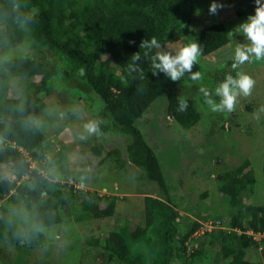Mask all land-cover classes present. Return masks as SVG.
<instances>
[{
  "label": "trees",
  "instance_id": "16d2710c",
  "mask_svg": "<svg viewBox=\"0 0 264 264\" xmlns=\"http://www.w3.org/2000/svg\"><path fill=\"white\" fill-rule=\"evenodd\" d=\"M193 4L194 0H0V166H8V175H0L1 241L11 246L33 247L34 242L42 245L41 229L58 224L68 207L75 220L109 219L115 214L116 195H107L101 208L95 201L96 192L74 196L69 189H50L42 174L61 159L51 157V162L45 159L44 136L32 122L40 110L38 96L49 95L71 80L74 72L82 70L85 83L102 101L96 121L100 143L89 146L88 151L92 156L104 157L103 151L108 154L116 150L105 151L103 141L109 137H131L124 146L126 162L143 168L145 179L163 192V198L142 196L144 221L133 224L128 238L149 240L147 231L154 223L160 251V259L154 264H170L174 259L185 262V240L197 229L198 221H192L183 232L178 231V211L167 197L168 187L159 161L134 122L159 94L165 97L168 115L183 129L193 126L200 113L191 98H184L186 111L177 110L181 97L175 94L164 73L152 74L151 54L138 65L145 73L143 78L139 72L130 73L128 63L138 51L143 56L145 50L139 48L143 39L155 36L164 43L188 34ZM254 9V0H241L236 16ZM227 41L225 26L219 21L213 20L197 29L196 42L200 43L202 56L218 51ZM16 46L37 53L29 55ZM40 51L51 53L53 61L40 56ZM231 62H223L214 72L222 71ZM214 72L209 73L213 80L223 76ZM34 77H38L36 82ZM11 81L21 88L15 98L7 95ZM261 172L264 183V150ZM217 180L219 193L234 209L227 225L235 230L218 228L209 232L207 241L212 243L214 239L218 247L214 261L260 264L247 260L245 254L249 248L256 252L260 245L264 251V237L256 242L245 232L250 229L253 233H264V199L258 205L239 203V198L252 193L254 172L249 161L219 175ZM66 186L72 188L64 183L63 187ZM12 206L26 213L21 227L9 215ZM99 235L100 243L97 237L91 243L100 246V254L105 257V263H100L143 264L138 255H131L121 232L107 227ZM203 255L198 247L190 258L203 262L207 259Z\"/></svg>",
  "mask_w": 264,
  "mask_h": 264
},
{
  "label": "rangeland",
  "instance_id": "374dc122",
  "mask_svg": "<svg viewBox=\"0 0 264 264\" xmlns=\"http://www.w3.org/2000/svg\"><path fill=\"white\" fill-rule=\"evenodd\" d=\"M212 2L213 0H194L189 33L180 40L196 41L197 29L216 20L225 26L227 43L214 53L201 55L199 63L194 65L193 71L203 73L202 81H191L187 74L177 82L167 77L177 96L193 99L200 113L199 120L189 128H181L168 115L165 97L159 94L134 122L159 161L168 187L167 197L178 211V231L183 232L192 221H198L199 224L185 240V262L174 259L170 264H223L221 260L214 261L218 249L214 239L211 240L212 243L207 241L211 230H235L227 225L234 209L218 191L219 175L249 161L254 172V183L250 186L252 193L249 197L239 198V203L258 205L264 199L261 172L264 150V60L257 61L253 58L237 70L231 67L235 47L246 43L239 33L238 25L254 12H246L238 17L236 9L241 0H216L223 7L212 14L209 11ZM16 47L26 50L29 55L37 53L22 46ZM39 55L53 61L51 53L40 51ZM228 60L232 62L222 71L214 72L217 66ZM236 71H243L255 80L251 95L239 96L235 110L231 113L212 112L204 103L203 94L199 91L200 85L214 91L227 74L235 76ZM210 72L223 76L213 80ZM37 79L38 77H34L35 82ZM20 92L21 88L11 81L7 95L15 98ZM212 98L219 102V97ZM38 99L40 110L32 118V122L44 136L42 149L46 154L45 159L47 162L52 161L51 157L61 159L55 161L52 169L45 168L46 171H42L50 183L48 188L69 189L74 196L85 191L96 192L98 199L95 201L101 208L107 195H116L115 214L109 219L83 217L75 220L68 207L58 224L41 229L44 234L42 245L34 242L33 247L21 244L11 246L0 240V264L105 263V257L100 254V246L94 247L91 241L97 237L100 243L99 234L107 227L121 232L132 256L138 255L143 264L156 263L160 259V251L154 223L147 231L149 240L142 237L132 241L127 236L133 224H143L142 196L163 198L159 187L145 179L143 168L126 162L124 146L130 142L131 137H109L101 141L105 151L116 150L115 153L110 151L108 154L103 151L104 157L92 156L88 151L89 146L98 145L100 140L96 134L88 133L85 125L90 121H97L102 101L85 83L82 70L74 72L71 80L62 83L49 95L41 93ZM3 174L8 175V166H0V175ZM64 183H68L73 189L63 187ZM6 197L8 195L2 201ZM9 215L20 222V227L26 220V213L20 207L12 206ZM236 231L239 233L237 229ZM262 236L264 234L255 235V241L258 242ZM198 247L207 256L206 260L201 258L203 262L190 258ZM260 248L256 252L247 249L245 258L264 264V251ZM197 257L200 258L199 255Z\"/></svg>",
  "mask_w": 264,
  "mask_h": 264
},
{
  "label": "clouds",
  "instance_id": "9594fccd",
  "mask_svg": "<svg viewBox=\"0 0 264 264\" xmlns=\"http://www.w3.org/2000/svg\"><path fill=\"white\" fill-rule=\"evenodd\" d=\"M254 14H250L247 19L238 25L239 33L243 35L246 43H240L234 49L233 70H237L241 65L250 62L253 58L257 61L264 60V0H254ZM223 7L216 0L210 4L209 11L215 14L219 8ZM130 43H134L130 41ZM139 48L144 49L143 56L138 52L134 53L128 63L130 73L139 72L141 78L145 73L138 65L142 58L146 59L151 54V69L153 75L164 73L171 81H181L187 74L191 81H202L203 73L193 71L194 65L199 63L202 55L200 43L196 41L183 42L180 39L176 41L166 40L161 43L155 36L143 39ZM155 52L153 53V50ZM255 86L253 77L243 71H236L235 76L227 74L213 90L205 85L199 87L200 93L203 94L204 103L212 112H228L235 110L237 98L241 95L248 97L251 95ZM219 97L217 103L212 97ZM178 111L187 110V100L179 99ZM86 131L90 134H96L100 131L99 124L96 121H90L85 125ZM18 149L26 155L21 147ZM250 230V229H249ZM264 237V236H263Z\"/></svg>",
  "mask_w": 264,
  "mask_h": 264
},
{
  "label": "built area",
  "instance_id": "2783aa9c",
  "mask_svg": "<svg viewBox=\"0 0 264 264\" xmlns=\"http://www.w3.org/2000/svg\"><path fill=\"white\" fill-rule=\"evenodd\" d=\"M246 233H249V234H247V235H251V237H252V239L255 241V235H263V234H259V233H253L252 232V230H248V231H246Z\"/></svg>",
  "mask_w": 264,
  "mask_h": 264
}]
</instances>
